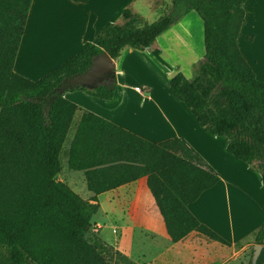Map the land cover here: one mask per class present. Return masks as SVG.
Returning a JSON list of instances; mask_svg holds the SVG:
<instances>
[{
  "label": "trees",
  "instance_id": "trees-1",
  "mask_svg": "<svg viewBox=\"0 0 264 264\" xmlns=\"http://www.w3.org/2000/svg\"><path fill=\"white\" fill-rule=\"evenodd\" d=\"M31 3L0 0V264H110L104 245L86 238L97 197L143 177L171 243L198 228L188 206L219 181L199 154L182 139L151 143L57 92L96 55L116 60L127 47L146 50L192 11L203 24V60L194 77L172 76L169 93L206 133L225 138L226 152L259 174L264 187V82L236 42L245 0H171V9L150 24L123 8L120 22L38 81L13 71ZM76 89L112 101L116 82L64 92ZM67 141V167L83 173L89 199L57 180ZM254 244L263 246L255 264H264L263 226Z\"/></svg>",
  "mask_w": 264,
  "mask_h": 264
},
{
  "label": "crops",
  "instance_id": "crops-1",
  "mask_svg": "<svg viewBox=\"0 0 264 264\" xmlns=\"http://www.w3.org/2000/svg\"><path fill=\"white\" fill-rule=\"evenodd\" d=\"M59 1L67 8L68 20L63 24V18L55 19L54 14L63 16V12L58 5L50 4L54 1L32 0L13 65V71L28 80H40L79 53L102 28L120 22V12L129 3ZM192 12L161 34L148 49L127 47L121 52L114 60L116 90L112 101L84 91L77 95L83 99V94L90 96V102L106 115L80 108L74 102L80 111L95 113L151 143L184 140L219 175L218 183L188 206L199 226L177 243H171L167 236L145 177L97 197L98 211L91 219V224L93 220L97 226V238L137 264H242L264 221L261 180L249 166L226 152L223 137L206 133L185 105L169 93L172 76L181 72L192 78L193 66L203 60V24ZM182 22L189 28L191 43H185L182 28L177 27ZM236 42L255 77L264 82V0H245L244 20ZM119 63L124 65L120 67ZM126 74L140 81L143 90L136 91L139 84ZM69 174L71 178H81L82 185L64 183L71 189L84 188L88 197L83 199H89L92 194L86 189L83 173L71 170Z\"/></svg>",
  "mask_w": 264,
  "mask_h": 264
},
{
  "label": "rangeland",
  "instance_id": "rangeland-1",
  "mask_svg": "<svg viewBox=\"0 0 264 264\" xmlns=\"http://www.w3.org/2000/svg\"><path fill=\"white\" fill-rule=\"evenodd\" d=\"M52 1H54L55 3H50V4L52 6L53 5H58V8H61V10L63 12V16H62V13L61 14H58V15L57 14H54L55 19L57 21H59V20H61V18H63L62 24H63V22H67L68 15H66V11H67L66 5L63 4L59 0H52ZM171 5H172L171 4V0H129L128 5L126 7H124V8L131 9L133 13L135 11L136 15L139 16L141 22L144 21V23L150 24V23L156 21L161 14H163L164 12H168L171 9ZM53 8H49L48 10H50V9L53 10ZM56 11H58V10H56ZM191 14H193V15H195L197 17V14L195 12H192ZM184 24L185 23L182 22L177 27H181L182 28L183 32H182V30H180V31H181V34L184 35L185 43H191L192 39H191V34L188 31L189 28L187 29V24H185V25ZM195 40L197 42V38ZM200 45H201V43H200ZM197 48H198V45H197ZM201 61L202 60L197 61L195 63V65L193 66V71H192V75H191L192 77H194L196 75V73L198 71V67L201 64ZM123 65H124V63H122V65H121V63H119V66L120 67H122ZM126 66H128V63H126ZM129 75L126 74V77H128L129 80H132L134 82L137 81L136 83L139 84L138 86H140L138 88L140 90H143L142 89L143 88V84L140 81H138V80H134V78L131 75L130 76ZM122 79H123L122 77H120V76L118 77V80L121 81ZM81 93H84V92H82V90H78V89H76V90H68V91H66V92L63 93V97L65 99H67L68 101L72 102V103L77 102V104H78L77 106H79L80 108H84L86 110H91V111L96 112V113H98L99 111L100 112H103V111H101L99 108H97L96 106H94L90 102V101H92L91 100L92 98L90 96H88L87 94H83L84 97H85L84 99L83 98H79L77 95H79ZM103 113L105 115L107 114L105 112H103ZM78 116H79V114H77L75 116L74 121H76L78 119ZM221 139L223 141L226 140L225 138H221ZM68 144H69V141H67L66 144H65V151L62 154V160H61V168H62V171L57 176V180L58 181H61V182H66V181L69 182V181H72L75 186L79 185V183H80V186H81L82 185L81 184V178H76V177L71 178V174H69L71 170L68 169L67 162H66L67 161V159H66V151L68 149ZM254 173L256 174V177L259 180H261L260 175L257 174L256 172H254ZM70 179H73V180H70ZM262 189H263L262 191H264V188L263 187H262ZM72 190L76 194H78L81 198H87L88 197V195L84 192V188L74 187V188H72ZM93 216L95 217V214ZM96 219L99 220L100 219V216L96 217ZM234 219H236V218L234 217V214H233V220ZM262 226L264 227V221L262 222V224H261L260 227H262ZM86 238L89 239V240H92V241H97L100 244L104 245V247L106 249V252H107V255L109 257L110 264H129L128 263V260H127L128 258H126L125 256L117 253L113 249V246L110 247L108 245L103 244L101 241H99V239L97 238V226H96V223L93 222V220H92V224H91V220H90V227L88 229V232L86 233ZM125 244H126V246L129 245L128 242H126ZM254 245L255 244L253 242L249 246L248 251H247V257H246V259H244V262L242 264H248V262H249V260H250V258L252 256V253H253V246ZM133 263H135V262H133ZM135 264H137V263H135Z\"/></svg>",
  "mask_w": 264,
  "mask_h": 264
},
{
  "label": "water",
  "instance_id": "water-1",
  "mask_svg": "<svg viewBox=\"0 0 264 264\" xmlns=\"http://www.w3.org/2000/svg\"><path fill=\"white\" fill-rule=\"evenodd\" d=\"M115 61L106 52H102L92 59L91 66L81 75L63 81V86L58 88V94H63L68 87H81L94 90L103 84L105 80L115 78ZM264 228V227H263ZM263 246L254 245L251 256V264L257 261Z\"/></svg>",
  "mask_w": 264,
  "mask_h": 264
},
{
  "label": "built area",
  "instance_id": "built-area-1",
  "mask_svg": "<svg viewBox=\"0 0 264 264\" xmlns=\"http://www.w3.org/2000/svg\"><path fill=\"white\" fill-rule=\"evenodd\" d=\"M136 91H141L138 87L135 88Z\"/></svg>",
  "mask_w": 264,
  "mask_h": 264
}]
</instances>
